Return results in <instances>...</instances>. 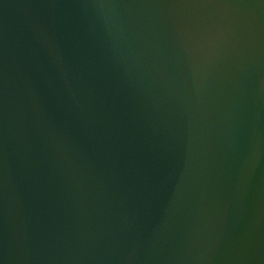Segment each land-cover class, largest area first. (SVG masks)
<instances>
[{
	"label": "water",
	"instance_id": "water-1",
	"mask_svg": "<svg viewBox=\"0 0 264 264\" xmlns=\"http://www.w3.org/2000/svg\"><path fill=\"white\" fill-rule=\"evenodd\" d=\"M0 264H264V0H0Z\"/></svg>",
	"mask_w": 264,
	"mask_h": 264
}]
</instances>
